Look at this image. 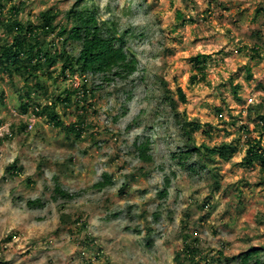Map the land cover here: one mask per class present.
Masks as SVG:
<instances>
[{"label": "rangeland", "instance_id": "rangeland-1", "mask_svg": "<svg viewBox=\"0 0 264 264\" xmlns=\"http://www.w3.org/2000/svg\"><path fill=\"white\" fill-rule=\"evenodd\" d=\"M0 5L1 39H11L2 25L10 18L36 25L50 10L55 32L41 42L77 57L80 43L55 34L81 12L113 27L137 60L132 75L110 81L63 77L61 61L35 70L37 79L0 72V264H177L185 244L198 249L197 264H237L251 249L264 262V163L245 158L251 146L264 154V0ZM50 104L59 128L34 113ZM73 125L79 137L67 132ZM146 140L150 162L135 151ZM222 144L234 150L226 159L215 151ZM104 173L112 185L93 189ZM56 185L73 198L55 195Z\"/></svg>", "mask_w": 264, "mask_h": 264}, {"label": "trees", "instance_id": "trees-1", "mask_svg": "<svg viewBox=\"0 0 264 264\" xmlns=\"http://www.w3.org/2000/svg\"><path fill=\"white\" fill-rule=\"evenodd\" d=\"M0 5V11L2 10ZM10 13L14 16L18 15L19 9L14 4ZM69 20L72 24L68 30L65 26H59L55 36L57 39L70 40L80 43L81 51L77 57H70L63 52L58 54V49L51 45L45 46L41 42V36H46L55 32V20L57 14L50 10H46L39 14V23L36 25L24 24L20 20L10 18L2 25L5 32L11 35L10 41L0 38V72L7 74L9 78L18 76L24 80L34 75L36 71L43 67H50L61 61L60 74L63 77L66 75L72 76L76 72H85L91 75H103L106 81L112 78H124L132 75L137 69L136 56L129 48H126V42L122 35H116V30L107 25V23H100L93 15H87L81 12H70L68 14ZM53 35V34H52ZM260 48L253 49V52L258 54ZM201 55L191 58V61L196 66L198 72L203 74L204 63L200 61ZM36 70V71H35ZM38 70V71H39ZM68 73V74H67ZM203 77V75H202ZM197 76H191V81L197 80ZM29 92V91H28ZM179 98L184 103L185 96L181 89H177ZM77 91H67L63 101L70 102L72 96L76 95ZM85 96V95H84ZM27 106L22 105L21 109L26 111ZM35 115H45L49 117L54 127H61L62 123L56 114L52 104L50 106H43L34 111ZM198 126V125H197ZM196 126V127H197ZM67 132H72L76 137L80 136L81 129L73 125L70 129L66 128ZM256 130L260 136H264V116L260 117V122L256 124ZM149 140L135 144V151L137 158L144 162H150L151 156L149 152ZM216 154L221 159H226L234 152L231 146L222 144L215 149ZM192 150H186L179 155L180 163L190 157ZM248 163L258 160L264 163V154L262 151L256 150L253 146L249 147L247 155L245 156ZM16 169L14 164L9 170ZM8 170V171H9ZM16 173L18 169L12 170ZM193 171V170H192ZM112 185V178L109 174H102V179L96 182L92 187L97 191H101ZM165 189L161 196H166V188L169 186L168 178L164 180ZM55 195L64 199L70 200L74 195L66 193L56 185L54 188ZM55 199V198H54ZM30 208L40 207L39 200H32L27 202ZM199 253L198 249L189 244H185L183 254L175 256L177 264H197L194 258ZM237 264H264L261 258L260 249H251L241 253Z\"/></svg>", "mask_w": 264, "mask_h": 264}]
</instances>
